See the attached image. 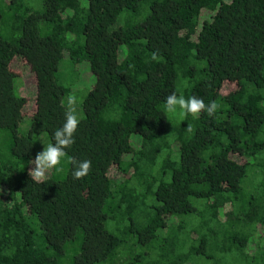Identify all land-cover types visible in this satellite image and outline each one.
I'll list each match as a JSON object with an SVG mask.
<instances>
[{"label":"trees","instance_id":"obj_1","mask_svg":"<svg viewBox=\"0 0 264 264\" xmlns=\"http://www.w3.org/2000/svg\"><path fill=\"white\" fill-rule=\"evenodd\" d=\"M64 51L96 80L65 174L37 182L33 137L54 143L69 113ZM16 56L36 79L27 134ZM172 94L217 109L172 127ZM263 233L264 0H0V264H264Z\"/></svg>","mask_w":264,"mask_h":264},{"label":"rangeland","instance_id":"obj_2","mask_svg":"<svg viewBox=\"0 0 264 264\" xmlns=\"http://www.w3.org/2000/svg\"><path fill=\"white\" fill-rule=\"evenodd\" d=\"M83 1V0H81ZM42 0H25V4L32 7L33 10L40 8ZM122 18V15L120 16ZM10 69L15 74V88L18 94L25 97L26 102L22 109L23 119L19 126V131L23 134H27L31 116L35 109V93H36V79L35 74L31 70L30 66L25 60L16 56L10 63ZM57 81L66 89H68V95L64 98V105L68 108L69 112L76 115L80 119L82 113V102L87 92L93 87L95 83V75L90 69L89 62L83 58L74 60L69 56L67 51H64L62 58L59 61L57 69ZM182 116L179 115V109L177 113H168V119L170 126H175ZM34 141L36 144L37 152H41L51 144L49 136L46 132L42 131L34 135ZM176 146V145H175ZM35 159V158H34ZM34 159L30 160L28 170L31 174V169L35 167ZM67 166V160L62 159L61 163L54 168V170L62 175L65 174ZM53 172L50 169L46 173V178L49 177ZM109 176L120 179V175L117 173L116 168L112 167L109 171ZM260 238L261 245H264V233L258 235ZM256 247L252 243L248 247L250 252L251 248ZM210 264H214L211 262ZM219 264H240V259L236 255L227 254L221 257Z\"/></svg>","mask_w":264,"mask_h":264},{"label":"clouds","instance_id":"obj_3","mask_svg":"<svg viewBox=\"0 0 264 264\" xmlns=\"http://www.w3.org/2000/svg\"><path fill=\"white\" fill-rule=\"evenodd\" d=\"M179 109V115L185 116L189 114H198L202 110L209 116H211L217 109L215 102H211L206 105L203 100L192 97L185 100L183 97H177L172 94L166 98L165 110L168 113H177ZM79 120L76 115L71 112L66 114L64 123L53 134L54 143L39 152L35 159V167L31 169V178L37 182H44L46 180V173L50 169L56 168L62 158L66 155L65 150L68 149L74 143V133L77 130ZM91 162L73 161L74 171L73 176L76 179L88 174Z\"/></svg>","mask_w":264,"mask_h":264}]
</instances>
